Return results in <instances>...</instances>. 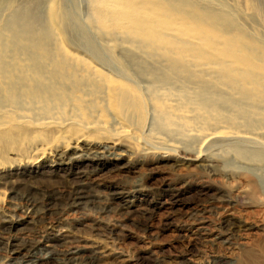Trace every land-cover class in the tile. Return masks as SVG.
<instances>
[{"label": "rangeland", "instance_id": "1", "mask_svg": "<svg viewBox=\"0 0 264 264\" xmlns=\"http://www.w3.org/2000/svg\"><path fill=\"white\" fill-rule=\"evenodd\" d=\"M25 1L32 2L2 0L15 5ZM84 1L50 0L48 11L43 15L46 14L47 22L55 31V48L67 60L72 55H79L100 62L83 49L84 38L72 28L76 29L74 18L79 24L89 20L93 27L97 25L104 30L106 28L101 25H109L110 28L113 21L124 19L129 22L127 30H134L129 27L132 19L128 14L134 12V5L139 0H89L92 7L106 8L98 15L89 16ZM193 1L212 7L213 3L217 4L216 17L233 19L249 34L258 35L257 38L264 42V0ZM251 3L257 4V10L252 11ZM107 11L110 13L106 15L104 12ZM64 13L72 26L64 24ZM191 24L190 20L183 22L180 15L173 11L172 26L179 32L178 37L195 42V38L180 32L187 28L190 30L188 35L197 36ZM207 35H215V32L210 30ZM108 43L110 46L106 47L105 41H99V52H108L112 62L123 60L122 47L132 48L130 42H125L123 34H119L118 43ZM204 81L206 85L202 90V85L192 83H176L167 91H164L165 88L158 90V93L167 95L162 103L174 111L175 121L183 123L188 118H195V123L191 120L181 127L185 130L178 136L169 138L165 135L167 128L162 127L148 133L149 140L147 137H141V140L139 132L132 133L130 125L124 122L113 126L118 129L111 132L117 134L120 144L106 153L89 157L83 153L91 144L93 149L102 150L105 145H112L115 137L110 134L105 136L103 131L65 128L64 123L68 118L79 122L108 123L117 114V108L114 104L108 108L98 98L107 95L106 84H111L108 80L95 82L100 89H94L95 83L88 82L91 88L88 90L83 87H76L77 91L57 90L62 101L68 103L64 115L57 119L61 127L57 123L56 127H48L44 122L49 118H44L40 109L30 110L34 103L38 106L49 103V100L36 94L17 96L23 98L18 99L22 102V116L30 120L21 129H15L12 122L14 113L0 110V133L11 134V139L0 138V219L10 228L6 235L11 234V243L28 246L31 241L40 240L44 247L41 251H46V245L50 244L49 249L53 248L54 256L58 258L62 252L69 253L79 246L80 251L89 254L85 257H99L96 264H194L205 258L214 259V264H264V185L255 180L264 179V169L240 155L235 156L233 151H227L226 146L231 142L225 135L244 132L247 128L240 124H228L220 115L196 107V95L201 91L208 94L209 102L214 100L216 93H229L238 98L236 92L224 84H217L211 76ZM141 83L147 86L145 81ZM141 83L139 87L143 94L145 86L141 87ZM72 96L77 99L70 98ZM85 96L88 97L86 100H80ZM145 96L147 98V93ZM145 96L143 94L147 115L144 119L146 123L142 125L144 131L151 117L149 101ZM178 100L181 104L185 101L189 104L177 110ZM80 101L89 103L93 109L80 113L73 107ZM257 107L259 111H253L254 117L264 118V102H257ZM120 126L123 128L120 129ZM248 130L259 141L264 140V126ZM214 134L216 137H211V140L209 136ZM182 138L191 139L187 146L181 143ZM144 144L154 147L155 151L145 153L142 150L146 147ZM246 144L260 148V144ZM164 146L175 151H168ZM197 151L204 152L200 159H186ZM249 167L253 169L249 170ZM76 186H83L89 191L87 204L70 206L67 194ZM232 187L235 190L229 189ZM29 193L38 201L45 202V219L41 220L37 215L32 217L33 213L21 207L24 196ZM227 194L232 198L229 210L218 206L219 200L225 199ZM60 211L64 216L60 221L51 223V218L58 217L57 212ZM227 214H232L230 217L234 220L260 226L239 232L228 241L225 235V238L222 236L212 242L196 233L202 225L207 228L215 226ZM108 230H113L111 235ZM204 231L207 232L206 229ZM214 234L216 231L208 237H214ZM12 247L7 245L6 239L0 241V264L15 262L26 252L22 247L21 251L12 255ZM25 259L20 263L31 264V260ZM58 261L51 259L45 264H62Z\"/></svg>", "mask_w": 264, "mask_h": 264}, {"label": "bare ground", "instance_id": "2", "mask_svg": "<svg viewBox=\"0 0 264 264\" xmlns=\"http://www.w3.org/2000/svg\"><path fill=\"white\" fill-rule=\"evenodd\" d=\"M49 1L32 0V2L25 1L15 5L12 2L3 3L0 0V110L4 109L15 114L12 122L16 130L21 129L25 123L30 121L22 116V102L18 99L23 98L17 97L18 95H39L49 100V103L43 106L34 103L30 110L40 109L44 113L43 117L49 118L44 124L48 127H56V123L57 125L61 123L57 119L64 115L65 107L68 105L67 102L62 101L56 91H63V89L79 90L76 87H83L88 90L90 88L88 82L95 83L104 79L111 82L110 85L106 84L107 95L101 97L96 95L108 108L114 104L117 108V114L112 116L108 123L105 121L79 122L70 118L64 123L65 128L103 131L105 136L110 134L115 137V142L112 145H105L102 150L93 149L94 145L91 144L88 150L85 149L84 155L88 157L101 155V152L106 153L119 145L121 141L118 140L117 134H111V132L114 133L118 129L113 126L121 125L124 122L130 125L132 133L139 132L140 138L147 137L146 139L149 140L150 137L146 135L155 131L156 128L162 127L167 128L168 132L165 135L172 138L185 130L181 127L188 121L193 120L195 123V118H188L183 123L175 121L173 119L174 111L167 109L162 103L163 97L165 98L167 95L158 93L159 88H165L164 91H167L176 83L184 85L192 83L197 86L202 85V90L206 85L204 80L211 76L217 84H224L236 92L238 98L232 97L229 93H216L213 96L214 100L209 102L208 94H203L201 91L196 95L198 100L194 104L199 109L220 115L222 120L228 124H240L247 128V131L244 132H229L225 135L226 139L231 142L228 146L225 143L227 151H233L235 156L240 155L245 160L251 161V164L264 169V143L261 142L263 139L260 138L261 141H259L258 137L248 130L264 126V118H256L253 115V111H259L257 102H264V42L257 38L258 35L255 37L249 34L231 18L216 17V9L219 8L215 7L217 5L215 3L212 7L197 4L193 0H139L134 5V12L128 14L132 19L129 27L135 28L134 30L131 28V30H127L129 22L124 19L113 21L110 28L109 25H101L102 28H106L104 30L97 25L93 27L89 20H85L87 23L79 24L78 19L74 18L76 29L72 28L84 38L82 40L83 49L100 62L90 57L91 60H88L79 55H72L67 60L55 48V31H52L51 25L47 22L46 14L43 15L46 10L48 11ZM84 2H86L88 16L98 15V12L106 9L104 6L100 7L101 9L92 7L89 0ZM256 5L251 3L252 11L257 10ZM173 11L180 15L183 22H187V20L192 22L191 25L196 29L197 36L188 35L190 30L187 28H183L180 32L187 37L195 38V42L178 37L179 32L175 31L172 26ZM104 13L107 15L110 12ZM62 17L65 20L64 24L71 25L66 13ZM210 30H213L215 35H207ZM162 31H173V33L167 34ZM119 34H123L125 42H130L132 48L122 47L123 60L112 62L108 52H99L98 44L99 41H105L106 47H109L108 42L118 43ZM203 39L205 41L202 43L201 40ZM214 44L217 46L213 47ZM104 73L107 75L105 76ZM141 81H145L147 86ZM140 83L141 87L145 86V92L141 90L144 96L147 93L145 99L149 101L148 108L151 117H149V125L146 128L147 132L142 128L143 123H146L144 119L147 115L143 94L140 92ZM94 89H100V85L95 83ZM70 98L77 99L76 96ZM87 98L85 96L80 100ZM188 104L186 101L184 104L179 101L175 108L177 110L178 107L184 109ZM73 107L80 113L90 112L93 109L85 101L74 103ZM175 126L177 127L174 128ZM120 127V129L123 128ZM214 135L209 137L215 138L216 135ZM2 137L8 140L11 139V134L0 133V138ZM142 138L141 140H143ZM189 140L191 139L182 138L181 143L187 146ZM245 143L260 144V148L248 147ZM147 144L149 145V143ZM144 145L146 146V144ZM154 149V147L146 146L142 150L145 153H150L154 152ZM164 149L174 150L172 147ZM203 153L197 151V154L190 155L186 159H200ZM248 169L253 168L249 167ZM255 180L264 185L263 178H256ZM255 180H253L254 184ZM229 189L235 190L233 187ZM67 197L70 200V206L85 205L89 200V191H86L83 186H76L68 192ZM225 197V199L219 200L220 203H217L219 208L223 207L229 210L232 207L230 202L232 198L230 194ZM37 199L30 193L26 194L21 207L28 213L34 214L30 216L35 217L37 215L39 219L43 220L45 219L46 204L43 200L38 201ZM57 214L58 217L51 218V223L61 220L62 212H57ZM231 215L223 216L211 228L200 226L196 233L204 235L203 238L212 242L225 235L228 241L239 232H247L260 226L234 220L230 217ZM3 223L4 220L0 219V241L6 239L7 245L13 246L11 254L18 253L22 247L26 249L24 255L16 258L18 261L8 264H21L20 262L26 260L25 258L31 260V264H45L51 259L59 260L62 264H96V260L99 258L95 255L91 256L92 258L85 257L89 254L80 251L79 246L69 253L62 252L58 258L54 256L53 248L52 250L49 249L50 244L46 245V251H41L44 247L40 244V240L31 241L32 243L28 246L13 244L11 243V234L6 235L10 228ZM215 231L214 237H208L210 233H215ZM112 232L113 230H108L109 235ZM214 263H216L214 259L205 258L194 264Z\"/></svg>", "mask_w": 264, "mask_h": 264}]
</instances>
